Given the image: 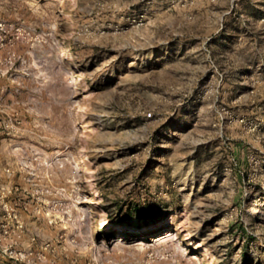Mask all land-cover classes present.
<instances>
[{
	"label": "rangeland",
	"instance_id": "1",
	"mask_svg": "<svg viewBox=\"0 0 264 264\" xmlns=\"http://www.w3.org/2000/svg\"><path fill=\"white\" fill-rule=\"evenodd\" d=\"M0 264H264V0H0Z\"/></svg>",
	"mask_w": 264,
	"mask_h": 264
},
{
	"label": "bare ground",
	"instance_id": "2",
	"mask_svg": "<svg viewBox=\"0 0 264 264\" xmlns=\"http://www.w3.org/2000/svg\"><path fill=\"white\" fill-rule=\"evenodd\" d=\"M77 224L79 223V221L76 222ZM124 227V226H123Z\"/></svg>",
	"mask_w": 264,
	"mask_h": 264
}]
</instances>
